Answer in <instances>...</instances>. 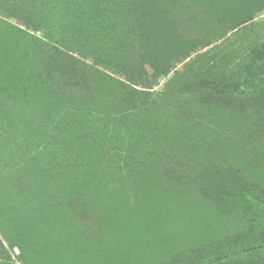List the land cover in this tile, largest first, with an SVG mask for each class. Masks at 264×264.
Here are the masks:
<instances>
[{
    "label": "rangeland",
    "instance_id": "374dc122",
    "mask_svg": "<svg viewBox=\"0 0 264 264\" xmlns=\"http://www.w3.org/2000/svg\"><path fill=\"white\" fill-rule=\"evenodd\" d=\"M77 1L79 3L72 7L80 16L77 28L87 27L92 31L96 27L95 19H103V13L97 10L93 0ZM20 2L0 0V264L263 262L264 197L240 196L239 208L247 212L243 219L225 216L205 205L190 194L192 191L187 187L198 171L196 165L200 167L203 160L194 151L185 152V147L178 155L188 154L189 157L181 160L184 165L177 164L176 158L165 156L151 159L154 165L164 162L160 172L144 168L142 164L147 154L154 150V155H158L159 148L167 143L166 136L174 135L171 128L163 124L155 139L151 127L144 125L143 129L136 123V118L144 123V116L137 114L134 118L126 111L125 95L132 93V88L144 89L119 77L97 54L88 51L87 54H70L92 69L89 99L99 104L100 97L105 106L111 102L105 115L92 109V105L86 107L73 97L56 92L45 79L44 60L49 48H64L60 45V36L53 30V36L48 38L47 31L37 30L33 24L5 13L6 7ZM76 12L67 7L63 15L57 13L50 18L65 15V25L74 26ZM215 12L206 18L197 14L199 33L217 44L228 39L231 49L240 50L238 52L255 40L247 26L241 25L246 15L239 16L238 21L224 17L221 23L222 13ZM251 19L250 23L264 21V15ZM215 20L220 21L219 25L213 23ZM48 22L59 28L56 21ZM67 26L62 30L68 31ZM210 48L212 46L201 54ZM251 48L264 50V43H254ZM249 55L252 54L247 53ZM224 69L228 82L222 84L233 90L239 86L244 89L245 86L240 85L243 76L256 67L228 64ZM170 77H162L150 95L157 99L163 97L164 85ZM262 80L264 77L259 81ZM189 98L190 93L186 97V92L182 91L165 97L172 103ZM226 115L221 118L205 112L203 131L196 128L193 132L208 136L213 134L214 128L216 131L225 128L229 134L227 149L231 154L218 149L216 159L224 165L238 167L243 176L246 174V183L264 186V176L254 177L260 172L250 169L259 164V160L242 151L243 142L231 136L237 123ZM121 116L124 126L130 125L132 136L135 133L133 141L127 136L129 131L124 134L120 131ZM113 118H117L113 124L105 120ZM197 141L198 146L207 148L204 140ZM123 148L135 155L134 168L123 164L124 157L115 160ZM121 165H124L123 170ZM171 167L176 169L170 170ZM249 170L255 175H250ZM81 211L84 213L79 215Z\"/></svg>",
    "mask_w": 264,
    "mask_h": 264
},
{
    "label": "trees",
    "instance_id": "16d2710c",
    "mask_svg": "<svg viewBox=\"0 0 264 264\" xmlns=\"http://www.w3.org/2000/svg\"><path fill=\"white\" fill-rule=\"evenodd\" d=\"M18 1L21 2L6 7L5 13L29 25L33 24V27H38L37 30L47 31L48 38L53 36L52 31L55 30L60 36V45L67 51L56 46L49 48L44 60L45 79L50 81L49 84L56 92L59 90L60 94L73 97L74 101H80L86 107L92 105V109H97L96 111L105 115L111 102L105 106L104 99L100 97L99 104L89 99L92 93V69L70 54H87L88 51L97 54L119 77L144 89L139 91L132 88V93L125 95L123 106L126 111L132 113L131 117L137 114L144 116V123L140 118L134 117L136 123L143 129L144 125L151 127V134H154L155 139L156 132L163 124L174 132L172 138L166 136L167 143L159 148L158 155H154V150L147 154L142 164L144 168L148 167L150 169L147 170L154 173L160 172L164 162L160 161L154 165L152 158L157 157L159 160L168 156L176 158L177 164H180L182 158L188 156L185 152L194 151L203 163L200 167L196 165L198 171L189 180L187 187L192 191L190 194L205 205L212 206L225 216L243 219L247 212L243 213L239 208L240 196L254 194L264 197V186L254 182L246 183V174L243 176L238 167H233V164L224 165L216 159L218 149H225L224 153L231 154L227 149L229 134L224 127H220L224 128L223 130L217 131L214 128L213 134L208 136L193 132L196 128L203 131L205 112L214 113L221 118L226 117V113L229 114L237 123V128L231 136L238 142H243L245 146L242 151L245 154L251 158L255 156L260 162L250 168L260 173L255 175V172L250 170L248 173L255 175L254 177L264 176V156H261L264 149V80L259 81L264 77V50L251 48L254 43H264V21L249 22L253 16L257 18L264 15V0H194L189 4L184 0H93L104 18L98 21L95 19L96 27L92 31L87 27L77 28L80 16L72 8L79 3L77 0ZM67 7L77 13V16L66 14L73 16L76 21L74 26L65 25V15L50 18L57 13L63 15ZM215 11L222 13L221 23L226 17L238 21L239 16L242 18V15H246L241 25L247 26L248 32L252 33L255 40L250 42L244 51L238 52L240 50L231 49L228 39L217 44V41L199 33L197 14L206 18L216 13ZM48 21H56L59 28ZM213 23L219 25L220 21L215 20ZM64 26L69 30L63 31ZM105 41L110 42L104 44ZM41 42L44 43L43 40ZM211 46L208 52L201 54ZM247 53L252 55L247 56ZM235 55L239 57L234 58ZM224 61L227 64H223ZM228 64H238L240 68L245 64L256 67L254 71L249 69L247 75L243 76L240 85H244V89L239 86L231 90L222 84L223 81L228 82V73L224 69ZM168 76L171 77L164 85V98L151 96L150 91L154 86L159 84L162 77ZM176 91L186 92V97L189 92L190 98L181 103L167 102L165 97ZM237 95L243 98H238ZM246 95L248 96L245 97ZM74 106L76 107L75 102ZM117 118L105 120L112 121L113 124ZM124 123L125 120L121 116L120 131L123 134L129 131L127 136L133 141L135 133L132 136L130 125L126 123L124 126ZM197 139L204 140L207 148L198 146ZM184 147V154L178 157ZM202 149H205L204 153ZM119 151L121 154L116 155L115 160L120 161L119 159L124 157L123 164L134 168L137 162L135 155L130 154L129 149L123 148ZM124 165L120 166L121 170ZM181 165L184 163L181 162ZM173 169L176 168H170ZM249 179L252 181L253 177ZM92 210L94 211L93 207ZM83 213L84 211H81L79 215ZM257 264H264V261Z\"/></svg>",
    "mask_w": 264,
    "mask_h": 264
},
{
    "label": "bare ground",
    "instance_id": "6f19581e",
    "mask_svg": "<svg viewBox=\"0 0 264 264\" xmlns=\"http://www.w3.org/2000/svg\"><path fill=\"white\" fill-rule=\"evenodd\" d=\"M86 264V263H85Z\"/></svg>",
    "mask_w": 264,
    "mask_h": 264
}]
</instances>
